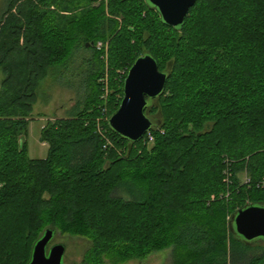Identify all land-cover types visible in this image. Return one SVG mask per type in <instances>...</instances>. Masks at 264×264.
<instances>
[{
	"label": "trees",
	"instance_id": "obj_1",
	"mask_svg": "<svg viewBox=\"0 0 264 264\" xmlns=\"http://www.w3.org/2000/svg\"><path fill=\"white\" fill-rule=\"evenodd\" d=\"M144 53L166 78L151 141L130 143L106 120ZM73 65L80 90L30 159L39 82ZM246 205L264 206V0H196L178 27L145 0L1 1L0 264H27L45 229L86 241L78 264H264V239L228 228Z\"/></svg>",
	"mask_w": 264,
	"mask_h": 264
},
{
	"label": "water",
	"instance_id": "obj_2",
	"mask_svg": "<svg viewBox=\"0 0 264 264\" xmlns=\"http://www.w3.org/2000/svg\"><path fill=\"white\" fill-rule=\"evenodd\" d=\"M196 0H145L158 13L163 24L178 27ZM166 74L157 70L154 60L146 53L137 57L128 68L122 82V95L116 110L108 116V128L130 143L137 142L153 126L151 117L143 113L146 105L158 97ZM229 230L245 243L264 239V206L246 205L228 218ZM52 231L45 229L32 246L27 264H62L64 246H46Z\"/></svg>",
	"mask_w": 264,
	"mask_h": 264
},
{
	"label": "rangeland",
	"instance_id": "obj_3",
	"mask_svg": "<svg viewBox=\"0 0 264 264\" xmlns=\"http://www.w3.org/2000/svg\"><path fill=\"white\" fill-rule=\"evenodd\" d=\"M0 0V4H1ZM85 70V68H84ZM123 73V71H122ZM121 75V74H120ZM84 73H78L75 65L69 66L61 76L49 70L36 89V102L32 105L27 116L28 123L23 136L18 137L25 145L26 155L30 159H43L46 155V145L39 142V131L46 122L64 118V113L73 104L77 91L80 90ZM71 86H70V85ZM17 138V141H18ZM243 178V177H242ZM241 179V176H240ZM53 243L64 246L61 263L78 264L86 247V241L79 237L60 235L55 232L48 242L46 249ZM170 251L154 252L143 260H129L122 264H170ZM109 264V263H104Z\"/></svg>",
	"mask_w": 264,
	"mask_h": 264
},
{
	"label": "built area",
	"instance_id": "obj_4",
	"mask_svg": "<svg viewBox=\"0 0 264 264\" xmlns=\"http://www.w3.org/2000/svg\"><path fill=\"white\" fill-rule=\"evenodd\" d=\"M100 47H101V44L99 42H97L96 43V48L99 49ZM145 135H146L147 141L150 142L151 141V136L149 135V133L146 132Z\"/></svg>",
	"mask_w": 264,
	"mask_h": 264
},
{
	"label": "crops",
	"instance_id": "obj_5",
	"mask_svg": "<svg viewBox=\"0 0 264 264\" xmlns=\"http://www.w3.org/2000/svg\"><path fill=\"white\" fill-rule=\"evenodd\" d=\"M22 140H23V136H22ZM40 142V141H39ZM23 143V141H21L19 138H18V141H17V145L18 147L21 146V144ZM42 145H44V143L40 142ZM46 145V144H45ZM47 148V147H46Z\"/></svg>",
	"mask_w": 264,
	"mask_h": 264
},
{
	"label": "flooded vegetation",
	"instance_id": "obj_6",
	"mask_svg": "<svg viewBox=\"0 0 264 264\" xmlns=\"http://www.w3.org/2000/svg\"><path fill=\"white\" fill-rule=\"evenodd\" d=\"M52 238V237H51ZM51 240V239H50ZM47 250V249H46Z\"/></svg>",
	"mask_w": 264,
	"mask_h": 264
}]
</instances>
